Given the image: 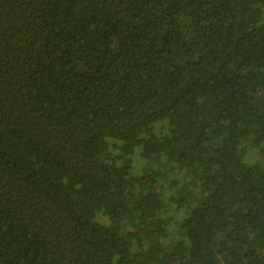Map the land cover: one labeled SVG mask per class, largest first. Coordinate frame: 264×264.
<instances>
[{
	"label": "trees",
	"instance_id": "1",
	"mask_svg": "<svg viewBox=\"0 0 264 264\" xmlns=\"http://www.w3.org/2000/svg\"><path fill=\"white\" fill-rule=\"evenodd\" d=\"M0 264H264V0H0Z\"/></svg>",
	"mask_w": 264,
	"mask_h": 264
}]
</instances>
